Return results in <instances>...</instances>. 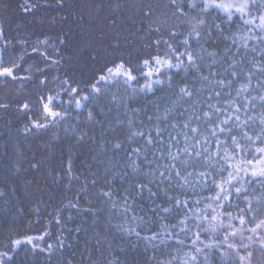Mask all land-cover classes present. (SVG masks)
Listing matches in <instances>:
<instances>
[{
	"label": "trees",
	"instance_id": "obj_1",
	"mask_svg": "<svg viewBox=\"0 0 264 264\" xmlns=\"http://www.w3.org/2000/svg\"><path fill=\"white\" fill-rule=\"evenodd\" d=\"M249 4L258 23L264 0H249ZM184 12H176L171 0H0V67H14L15 76L0 77V253H6L0 255V264H185L186 254L194 252L192 240L198 231L197 246L208 256L205 261L200 255V264H240L237 253L244 256V264H264L260 240L247 239L253 235L247 229L254 224L243 226L247 249L241 246L239 233L229 237L228 242L237 246L234 250L224 244L226 230L201 231L196 226L202 223L208 229V221H189L187 234L169 236L179 231L172 227L176 212L166 214L156 207L167 206L164 193L156 187L159 181L151 185L156 197L136 194L137 179L146 180L128 166L129 152L143 138L130 141L131 132L151 130L155 137L158 125L165 129V139L169 132L179 133L193 100L199 101L197 112L207 110L205 101L214 85L203 82L201 76L219 79L233 60L240 61L236 71L243 69L241 79L253 73L249 100L256 99L248 112L256 118L249 129L253 141L262 127L258 118L264 113L259 99L264 96V75L258 69L264 65V40L255 37L264 33L245 25L239 13L228 22L222 12L213 10L203 18L221 23L223 32L213 29L211 36L202 32L199 42L190 39L198 68L189 65L186 56L181 57L180 68L156 65L155 56H168L177 63L164 40L185 50L184 36L201 17L199 8L185 6ZM172 32L177 35L172 37ZM145 59L157 70L151 77ZM122 62L135 80L125 83L120 76L97 84L101 75H108V68ZM213 72L217 75L212 76ZM146 83H152L151 91L142 90ZM93 84L99 92L92 90ZM184 86L193 91V97L178 98ZM71 87L79 89L75 98ZM48 96L55 98L52 107L62 119L44 112L41 97ZM34 122L46 127L35 128ZM172 124L177 125L175 130ZM180 140L183 144L182 136ZM261 146L259 141L252 143L249 158ZM155 147H149V160ZM243 156L238 153L237 159ZM137 162L144 170L150 167L143 160ZM237 181L247 199L234 196L232 204L245 209L248 221L264 219V178L242 171L233 183ZM172 185V194L187 198L196 212L210 203L206 197L214 195L211 179L203 190L178 188L175 179ZM232 211L238 214V209ZM233 224L240 227L238 220ZM153 233L156 240L143 238ZM258 234L264 235V229ZM29 237L32 243L27 242ZM16 240L21 244L16 245ZM209 244L215 247H205Z\"/></svg>",
	"mask_w": 264,
	"mask_h": 264
},
{
	"label": "snow or ice",
	"instance_id": "obj_2",
	"mask_svg": "<svg viewBox=\"0 0 264 264\" xmlns=\"http://www.w3.org/2000/svg\"><path fill=\"white\" fill-rule=\"evenodd\" d=\"M176 12L180 15H185L184 8L188 7L189 10H195L199 8V15L201 18L196 19L195 23L191 26V31H189L182 41L185 46L183 52L179 49L174 48L173 45L168 41L164 40V43L168 45V48L172 54L175 55L177 63L173 64L170 57L166 56L161 58L160 56H155L152 58L155 64L158 66L167 65L168 68H180L183 64L181 57L186 56L187 62L194 68H198L195 63V57L191 51L190 39H195L197 42L202 38V32H207L208 36H211L212 30L215 29L218 32H223L221 23H209L203 17L211 14V11L215 10L217 13H223L225 19L231 22L234 15L239 13L240 19L245 25H254L259 33H264V14L259 15L258 23L257 18L251 15L249 0H239V2H225V0H189L185 4V0H171ZM248 16V19L244 17ZM195 19V18H194ZM249 31H252L249 28ZM175 37L177 33L172 32L170 34ZM255 38L264 40V36L257 35ZM235 42V41H234ZM157 45L160 44V40L156 41ZM247 48V44L243 45ZM210 56H215V53H209ZM150 60L145 59L143 64L146 68H149L147 76L151 77L153 71H157L150 67ZM213 63H216L213 60ZM240 61H235L224 68L222 72L219 73L220 78L211 80L209 76H201V80L207 84L214 85L210 90V94L207 97L206 108L207 110H202L197 112L195 105L199 101L193 100L192 111L188 114L187 118L184 120L182 129L179 133L173 134L169 132L167 138L165 139L163 133L165 129L160 128L158 125L155 128V137L152 135V131L149 130L147 133L143 131H132L129 137L130 141L133 138H143V142L137 146L133 147L129 152V167L134 174H142L145 177L146 182L137 179L135 187L137 189V195L141 196L147 192L149 198L156 197L158 193L151 187L157 180L156 187L164 193L166 197L167 206L162 204H157L156 207L160 209L163 213L171 214L175 210L176 215L174 217L175 223L172 224L174 229L179 231L176 233L169 232L168 235L179 236L180 233H185L190 230L188 227L189 221H208L210 227L204 229L202 223H197V227L201 231L216 232L219 229L226 230L224 236V244L228 249H236V245L229 243V237H236L239 233L241 238V246L247 249V245L243 244L244 239V228L246 223L254 224L253 227L247 229L248 232L253 235H249L247 239L249 241L253 240V236H256L260 240L261 246L264 247V235L258 234V230L264 229V219H259L258 222L256 217H253L251 221L246 220L245 209L239 208V205H233L232 199H239L241 196L247 199L246 190L242 191V186L239 182L233 183L236 180L238 173L240 172H250L252 177L264 178V146L257 147L255 152L257 155L250 156V148L252 143L259 141L264 144V113L259 116V123L262 126L260 133L255 135V141H253V135L249 133V129L255 124L254 117L248 115L249 106L256 97H251L249 100V88L251 85V78L253 73L249 72L246 79H241L243 76V69L241 71H236V65ZM187 70V69H186ZM258 71L264 75V65H261ZM108 75H101L97 84L101 81L108 82L109 80L119 78L124 76L125 83L135 80L136 78L132 75L130 69H126L124 63H120L115 66V68L107 69ZM212 76H216L217 73H211ZM226 75H230L232 79H225ZM0 77H12L14 76V67H0ZM64 83H68L65 81ZM155 83H160L159 80ZM238 84L239 87H234ZM204 84L201 85L203 89ZM152 83H146L144 89L151 91ZM228 91L225 92L224 90ZM92 90L94 92H99L100 89L96 84L92 85ZM70 91L75 98V95L79 92L76 87H71ZM234 93V95H233ZM193 91L188 87H181L179 90V99L184 97H193ZM226 97V99H225ZM242 98V99H241ZM43 103V110L47 116L56 118L61 116L60 112L53 109L55 98L48 96L46 99L41 97ZM83 99H89L88 96H84ZM215 99V103H213ZM264 106V96L259 97ZM246 101V102H245ZM77 107H80V101L76 100ZM24 108H28L25 104ZM244 114V119H241V113ZM91 116V114H90ZM167 119V115L164 117ZM251 122V123H250ZM33 127L41 128L46 127L45 124L33 123ZM176 124H172L171 128L175 130ZM186 130V131H185ZM183 137V144H181L180 137ZM152 145H157L158 147L152 148V159H148L149 147ZM117 148L120 147L119 144L116 145ZM238 153H244L243 157L237 159ZM143 160L150 167L144 170L140 163L137 161ZM163 161V162H162ZM223 161V163H221ZM260 164L261 167L255 168V164ZM243 165H251L253 167H244ZM191 169V171L189 170ZM229 169H233L229 171ZM213 170L215 174H213ZM227 172V178H225L224 173ZM176 180V187L184 188H195L197 186L203 188L208 187L209 179H211V184L213 185L214 195L208 196L205 199L210 201L205 208L200 209L196 212L189 204L187 198L181 200L178 195H174L171 192L172 181ZM167 182V183H166ZM105 196H110V192H104ZM196 205L200 204V201H195ZM238 209V214L233 215L232 209ZM208 209H211V214H209ZM217 209L220 211L217 212ZM249 210L251 209V204L249 203ZM155 211V209H153ZM188 212L192 215L189 216ZM239 221L240 227L237 228L233 224V221ZM137 236L140 234L137 232ZM145 240L151 242L158 238L156 233L151 236L143 237ZM200 240V232L195 234V238L192 240V245L194 247V252H189L186 254L187 259L185 264H200V255L204 256L205 261H207L208 256L204 252V249L197 246V241ZM28 243H32V238H27ZM163 242V241H162ZM16 245H20L21 241L16 240L14 242ZM178 243H183V241H178ZM202 243V241H201ZM52 246L49 245V248ZM207 248L215 247L214 245H206ZM0 255H6V253H0ZM221 255H225L221 251ZM240 264H244V256H240L237 253ZM251 256V253H248Z\"/></svg>",
	"mask_w": 264,
	"mask_h": 264
}]
</instances>
